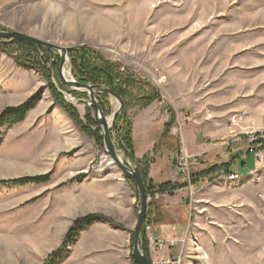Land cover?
<instances>
[{
    "label": "rangeland",
    "instance_id": "374dc122",
    "mask_svg": "<svg viewBox=\"0 0 264 264\" xmlns=\"http://www.w3.org/2000/svg\"><path fill=\"white\" fill-rule=\"evenodd\" d=\"M6 30L67 48V80L76 81L68 50L88 47L158 93L162 105L141 109L130 103L111 137L124 155L118 138L131 124L134 152L144 153L141 169L148 167L147 205H155L151 236L176 239L169 253L179 264H264V149L253 145L264 131V0H0V31ZM8 52L0 48L6 83L13 84L15 78H8L23 69L25 82L42 81L32 95L38 96L36 106H50L38 117L28 112L22 122L0 128V264H59L78 236L63 245L69 228L90 215L77 207L103 199L97 193L102 181L126 182L132 193L122 190L123 198L135 190L101 140L54 103L44 76L13 59L22 47L11 44ZM53 55L58 61L59 52ZM36 60L50 69L52 86L81 122L86 124V115L94 119L89 94L61 84L48 51H38ZM141 86L134 97L143 95ZM100 94L97 102L109 119L118 102ZM170 110L175 123L166 130ZM250 148L256 155L236 162ZM181 157L189 173L179 172ZM213 166L190 185L192 175ZM31 177L44 179L11 183ZM167 182L180 189L161 194ZM134 212L129 218L136 223ZM92 214L99 217L95 223L127 226L124 216ZM146 242L152 263L159 255Z\"/></svg>",
    "mask_w": 264,
    "mask_h": 264
},
{
    "label": "trees",
    "instance_id": "16d2710c",
    "mask_svg": "<svg viewBox=\"0 0 264 264\" xmlns=\"http://www.w3.org/2000/svg\"><path fill=\"white\" fill-rule=\"evenodd\" d=\"M17 44L19 47H22L23 52H20L14 56V60L19 63L20 65L24 67H30L35 70H38L40 74L44 76V78L48 81L47 82V87H49L51 91V95L53 97V101L55 104H58L61 109L65 111V113L73 120V122L78 125L82 130L85 131L86 134L90 135L91 137H94L96 142L99 143L101 138L99 136V131L93 130V127H98L95 123L94 119L90 115H86V124L81 122V119L72 106L66 104L64 100L62 99V95H60L57 90L52 86L50 82V69L46 68L42 62H39L36 60L38 51L44 50L43 48L34 46L29 43L25 42H14ZM14 43H2L0 44V48L3 49V51L8 52V47L11 44ZM69 58L71 60V67H72V72L73 75L75 76L76 81L82 84H92V85H98V86H104L107 89L111 90L115 95H117L121 101L123 102L122 110L119 113V115L116 117L115 120V126L118 125L119 122H124V115H126V112L130 109L131 105L133 106H139V108L143 109L148 107V105H151L153 102H157L160 105H162V101L156 92H149V89L145 87L147 83L144 81L137 80L135 77L128 76L129 74L126 73V71L122 72L120 71V68L114 64L106 60L102 55H100L98 52H95L94 50L88 48V47H78V48H71L68 50ZM11 55V54H10ZM49 61V59H47ZM54 64V63H52ZM53 66V65H51ZM137 84H141V89L143 90V95L140 98L134 97L133 96V90L136 88ZM149 85V84H148ZM143 86L145 87L143 89ZM147 86V85H146ZM157 90V89H156ZM154 93V95L152 94ZM107 94H100V97H105ZM38 96H32L28 100H26L24 103L15 106V107H6L0 112V128L4 125H14L17 123H20L24 120L25 115H27L28 112H30L32 109L35 108L36 106V98ZM98 98V95H97ZM168 122L165 124V129L168 130L171 128L174 123H175V116L172 110L169 111L168 114ZM165 130V131H166ZM119 142H120V149H122L125 152V155L130 157L134 161V146H133V141L131 138V124L127 123L126 124V129H123V131L119 135ZM2 143V139L0 138V144ZM261 150L264 149V141H261L260 147ZM251 153L245 152V158L244 160H241V157L236 160V162L239 160L241 165H243V162L246 161L248 155ZM253 155V154H252ZM135 164L137 165L143 184L145 186L146 194H148V189H151L150 186H147V179H148V170L146 167L145 170L141 169L142 164L146 163H140V161H134ZM215 169V166L211 167L208 171L199 173V174H194L191 176V184L193 186V183L196 181L193 176L196 178L199 177H204L210 173H212ZM221 169H224L225 171L229 173L230 170L227 169V166L224 165L221 167ZM218 176L217 174V169H216V177ZM44 178L42 177H31V178H25L22 180H16L12 181L11 183H28V182H37L41 181ZM148 187V188H147ZM180 189L177 185H172L170 182L164 183L160 185L159 187V192L161 194L163 193H171L176 190ZM155 205L153 203H149L147 205L148 214L145 219V223L143 225V229L145 225L153 223V220L149 218V214L153 212L151 210V207H154ZM154 214V213H153ZM99 217L94 214L86 215L85 217L78 218L76 219L72 226L69 228L65 239L63 241V245L66 244L68 241L71 242L73 238H75L79 232L80 229H82L85 226H89L97 221ZM140 245H141V250L142 254L145 255L147 261L149 264H151L150 257H149V252H148V244L146 242L145 236H144V231H141L140 235ZM55 253L51 254L48 256L47 261H49ZM46 261V262H47ZM132 264H136V262L131 258Z\"/></svg>",
    "mask_w": 264,
    "mask_h": 264
},
{
    "label": "crops",
    "instance_id": "0c3cea01",
    "mask_svg": "<svg viewBox=\"0 0 264 264\" xmlns=\"http://www.w3.org/2000/svg\"><path fill=\"white\" fill-rule=\"evenodd\" d=\"M18 71L21 74L24 73L23 69ZM21 74L17 72H14V75L10 74L11 77L8 78L10 79L9 81H11L13 77L15 78L13 84H9V82L6 83L7 78L4 79L0 75V110L6 107L12 108L24 103L34 94L37 88L42 86L40 78H38V80L36 79L35 83L32 84L30 81L25 82ZM2 78L5 80V84H2ZM44 105L35 106V108L29 112L30 115H33L32 117H38L45 107L50 106V104L47 106ZM152 105H154V102L148 108L152 107ZM143 155V152L138 154L135 151L134 161L143 162ZM107 180L110 179L108 178ZM110 181L115 180L111 179ZM120 182L121 180L113 183L102 181V184H104L102 188L104 189H98L97 193H101L103 199L91 205H79L77 208H80V211H84L82 212L83 215L100 213L108 216H124L126 217L125 224H127V226L124 229H119L106 223H93L83 227L79 230L77 238L70 245L68 255L59 264H132L130 257V232L133 230L131 228L134 226L135 221L133 220L132 222L130 218L133 217L134 219L135 217V193L134 196L127 195L123 198L122 190L131 193L132 191L126 182H124V184ZM109 184H117L115 185L117 188H114V191L112 189H105V186ZM101 190L102 192H100ZM108 209L112 212L109 213ZM130 223L131 225L128 226Z\"/></svg>",
    "mask_w": 264,
    "mask_h": 264
},
{
    "label": "water",
    "instance_id": "95a60500",
    "mask_svg": "<svg viewBox=\"0 0 264 264\" xmlns=\"http://www.w3.org/2000/svg\"><path fill=\"white\" fill-rule=\"evenodd\" d=\"M14 42H25L47 50L50 55L51 62L56 66V72L61 84L66 86L68 89L89 94V104L93 108V118L100 131V138L104 148V153L106 154L107 158H110L111 161L117 166L123 178L130 181L134 186L137 214L136 223L132 230L131 236L132 242L130 248V257L136 262V264H149L145 255L142 254L143 252L140 245L141 230L145 223L147 213V194L145 186L137 165L130 157L126 156L125 154L120 155L119 150L117 149L111 137V132H114L115 130L116 117L122 110L123 102L117 95H115V93L104 86L92 84L88 85L74 80H67L64 75L67 48L55 46L49 42L37 39L27 34H23V32L20 33L11 30L0 31V44ZM53 51L59 52L60 56L58 61L55 59ZM97 92L107 94L108 96L115 98L118 102V107L109 119L104 116L101 110L102 107H100L97 102Z\"/></svg>",
    "mask_w": 264,
    "mask_h": 264
},
{
    "label": "built area",
    "instance_id": "2783aa9c",
    "mask_svg": "<svg viewBox=\"0 0 264 264\" xmlns=\"http://www.w3.org/2000/svg\"><path fill=\"white\" fill-rule=\"evenodd\" d=\"M261 141H264V131L260 132L259 136H257L253 145H255V147H260ZM246 152L251 153L253 155H256V151L254 148H250ZM244 158H245V156H244ZM181 161L184 162V164H183L184 168L181 166L182 168H180L179 172H187L188 171L187 159L181 157ZM188 173H189V171H188ZM233 177H234V175H230V178H233ZM148 200H150V199L148 198ZM150 230H151V226L145 225V227H144L145 238L147 239L148 243L150 244V247H152V252L155 255L156 254L159 255L157 260L152 261L151 264H179L180 263L179 257L177 255H171L169 253V252H172L173 250H175V247L177 245V240L172 238V237H169V236L164 238L163 235L151 236Z\"/></svg>",
    "mask_w": 264,
    "mask_h": 264
},
{
    "label": "bare ground",
    "instance_id": "6f19581e",
    "mask_svg": "<svg viewBox=\"0 0 264 264\" xmlns=\"http://www.w3.org/2000/svg\"><path fill=\"white\" fill-rule=\"evenodd\" d=\"M101 23V22H100ZM100 23H97V24H100ZM103 27H97V29L96 30H101V32H106V30H105V28H103ZM107 33V32H106ZM64 73H65V71H64Z\"/></svg>",
    "mask_w": 264,
    "mask_h": 264
}]
</instances>
